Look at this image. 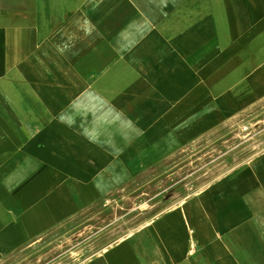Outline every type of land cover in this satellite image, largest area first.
<instances>
[{"label": "rangeland", "instance_id": "rangeland-1", "mask_svg": "<svg viewBox=\"0 0 264 264\" xmlns=\"http://www.w3.org/2000/svg\"><path fill=\"white\" fill-rule=\"evenodd\" d=\"M263 47L264 0H62L0 95V264H80L264 154Z\"/></svg>", "mask_w": 264, "mask_h": 264}, {"label": "crops", "instance_id": "crops-1", "mask_svg": "<svg viewBox=\"0 0 264 264\" xmlns=\"http://www.w3.org/2000/svg\"><path fill=\"white\" fill-rule=\"evenodd\" d=\"M53 1L0 0L1 96L21 86V69L45 38L47 18L61 16L62 0L57 7ZM60 188L58 199L69 190ZM80 264H264V154Z\"/></svg>", "mask_w": 264, "mask_h": 264}]
</instances>
